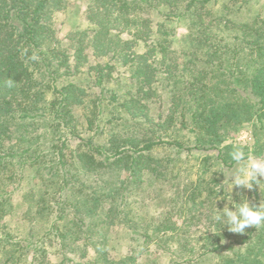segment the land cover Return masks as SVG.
<instances>
[{"label": "trees", "instance_id": "obj_1", "mask_svg": "<svg viewBox=\"0 0 264 264\" xmlns=\"http://www.w3.org/2000/svg\"><path fill=\"white\" fill-rule=\"evenodd\" d=\"M219 3L88 0L90 25L70 31L67 45L57 20L69 0H0V264H53L52 255L54 264H70L79 247L87 258L80 264H132L150 244L170 252L172 214L203 213L201 181H174L178 158L160 157V149H215L222 159L227 128L253 116L264 126V19L259 28L245 24L233 48L218 30ZM187 18L179 51L169 23ZM242 43L261 59L251 58L245 74ZM161 74L170 86L166 114L153 107ZM163 176H174L170 207L146 221L132 197ZM253 193L260 203L258 186ZM128 230L142 248L112 257V232ZM243 234L233 239L216 224L207 242L179 246L216 252L222 264H264V226Z\"/></svg>", "mask_w": 264, "mask_h": 264}, {"label": "rangeland", "instance_id": "obj_2", "mask_svg": "<svg viewBox=\"0 0 264 264\" xmlns=\"http://www.w3.org/2000/svg\"><path fill=\"white\" fill-rule=\"evenodd\" d=\"M88 0H69V5L66 11L60 13L57 20V28H59V36L63 39L65 44H69L66 35L75 29H85L89 27V22L86 19L85 12ZM216 12L215 20H220L221 28L218 29L227 42H235L240 44V38L242 40L243 28L245 24L251 25L253 28H259L264 19V0H220V3L214 9ZM218 12V13H217ZM155 22H159L154 15ZM191 21L187 19L183 20H171L169 23L170 28H173L175 33L174 48L180 51L183 48L185 42V35L188 34V28ZM239 38V39H237ZM262 39H260V42ZM244 42V41H243ZM244 45V51L240 54L239 72H250L252 69L251 58H255L256 62H261L260 56L257 52L253 53V56L249 55V45ZM261 46V43H258ZM88 54L91 62L95 61V58L91 55V51L88 50ZM241 74V73H240ZM241 77L243 75L241 74ZM158 81L161 97L159 102L153 106L154 110L166 114L168 109V91L170 86L169 80L165 74L160 76ZM157 114V113H156ZM185 133L181 131L179 138L194 144V134L189 133L184 136ZM226 140L223 144V157L219 156L218 150H200L194 149L192 152H176L175 150H161L158 152V156L165 157L167 155H176L178 158L175 164V171L173 174L180 172V176L174 180L177 183L183 185H189L193 183V186L201 181L203 197L206 202L202 208L203 213L198 215L197 218L191 219L190 214L185 218L183 215L172 214L170 221L174 222L176 227L174 232H170L172 238L169 240L170 252H164L161 248H158L154 244L145 249V251L137 256V259L132 264H222V260L215 254L205 255V252L195 247V251L184 253L180 248V240H189L192 244L197 243L199 246L208 241L207 237L210 236V232L213 231L214 225H212V217L215 214L217 207L223 208L226 200L222 199L223 189L219 194V188L221 183L225 179V175L222 172H214L212 170L220 164H223L226 171L231 173L235 164H230V153L234 150V147L243 146L245 153L259 158H264V126L261 120L253 116L251 119H247L235 126L227 128ZM223 158L227 160L225 163ZM166 178L170 181H167ZM171 178L174 176H163L160 179H154L149 177L148 182L145 184L141 193L137 197H132V209L134 212L143 216L144 219H149L153 214L159 211L166 210L170 207V203L166 201L171 196ZM152 190H155L153 192ZM261 193V192H260ZM225 196L227 193L224 194ZM233 198L237 201H241L242 196L248 197L252 202L255 200L253 191H247L244 189L234 190L232 193ZM262 200L264 195L261 193ZM217 201V202H216ZM217 203V206H216ZM210 216V219H209ZM147 221V220H146ZM212 225V231L209 226ZM209 229V230H208ZM117 230V229H116ZM212 234V233H211ZM244 234H236L233 239L241 240ZM110 248H113L111 252L112 257H124L130 252L137 253L142 246H138L136 239H132L130 231L127 232L113 231L111 235ZM230 239L224 240L230 245ZM230 243V244H229ZM83 246V245H82ZM190 249L191 246H188ZM133 248V249H132ZM245 247L236 245L237 252L245 254ZM83 247L72 253L71 257L73 262L70 264H80L87 261V258H81V252ZM132 249V251H131ZM136 249V250H135ZM93 252V251H92ZM224 254H229L228 250L223 251ZM91 256L93 253L90 254ZM255 255V253H253ZM58 260L56 255L51 256V262L54 264Z\"/></svg>", "mask_w": 264, "mask_h": 264}, {"label": "clouds", "instance_id": "obj_3", "mask_svg": "<svg viewBox=\"0 0 264 264\" xmlns=\"http://www.w3.org/2000/svg\"><path fill=\"white\" fill-rule=\"evenodd\" d=\"M12 83L9 80L8 86L11 87ZM230 156L235 164L231 173L225 170L223 164L217 165L212 170V174L222 172L225 175L218 190L220 194L223 189V195H220L223 198L217 200L227 201L222 209L217 207L212 217V225L219 224L220 228L224 226L231 233L243 234L250 228L258 229L264 226V200L257 204L248 197L242 196L241 201H237L232 193L240 189L253 191L258 186L259 191L264 194V158L245 153L243 146L234 147ZM212 225L209 226L211 231Z\"/></svg>", "mask_w": 264, "mask_h": 264}]
</instances>
